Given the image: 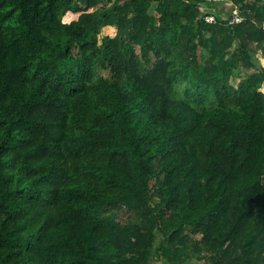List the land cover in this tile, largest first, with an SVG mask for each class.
<instances>
[{"label": "trees", "instance_id": "trees-1", "mask_svg": "<svg viewBox=\"0 0 264 264\" xmlns=\"http://www.w3.org/2000/svg\"><path fill=\"white\" fill-rule=\"evenodd\" d=\"M229 1L0 0V264H264V0Z\"/></svg>", "mask_w": 264, "mask_h": 264}, {"label": "rangeland", "instance_id": "rangeland-1", "mask_svg": "<svg viewBox=\"0 0 264 264\" xmlns=\"http://www.w3.org/2000/svg\"><path fill=\"white\" fill-rule=\"evenodd\" d=\"M213 3L214 2H207L206 4H203L202 5L203 10L204 11H205V9L206 10H209L212 13L218 15L221 19H222V17L223 18H226V17H228L231 14V12L229 11V9H230V3L232 4L231 1H229V0L228 1L221 0L220 2H217V3L215 2L214 4ZM117 29L118 28L116 26H107V27H104L103 31L100 34V38L103 35H106V34H109V35H113L114 36L116 34V32H117ZM203 53H206V52L200 50V55H203ZM256 56L258 57L260 63L262 65H264V54L261 51H258L257 54H256ZM240 72H241V74L238 73V76H236V77H234L232 79V82L234 84H236L241 77L247 75L248 70L242 68ZM155 264H165V263H162L160 261H157V262H155Z\"/></svg>", "mask_w": 264, "mask_h": 264}, {"label": "built area", "instance_id": "built-area-1", "mask_svg": "<svg viewBox=\"0 0 264 264\" xmlns=\"http://www.w3.org/2000/svg\"><path fill=\"white\" fill-rule=\"evenodd\" d=\"M207 1L217 3V2H220L221 0H207ZM204 4H206V3H204ZM229 11L231 12V14L228 17H226V18L222 17V19L227 20L229 24H235V23L241 22L243 20V15L241 14L239 7L236 4H234L233 2H232V4L230 3ZM202 12L203 13H201V14H203V19L206 20L207 22L215 23L217 21L218 15H216V14H214L211 11L206 10V9H205V11L203 10Z\"/></svg>", "mask_w": 264, "mask_h": 264}]
</instances>
